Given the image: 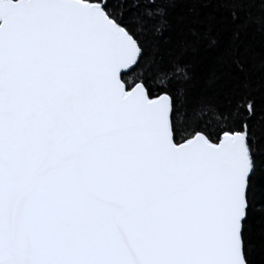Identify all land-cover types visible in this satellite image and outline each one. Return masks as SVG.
Masks as SVG:
<instances>
[{"label":"snow or ice","instance_id":"6c2138e0","mask_svg":"<svg viewBox=\"0 0 264 264\" xmlns=\"http://www.w3.org/2000/svg\"><path fill=\"white\" fill-rule=\"evenodd\" d=\"M0 264H264V0H0Z\"/></svg>","mask_w":264,"mask_h":264}]
</instances>
